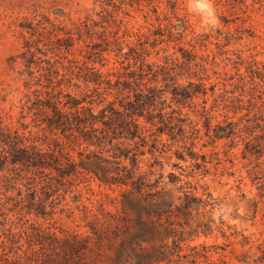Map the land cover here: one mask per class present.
Returning <instances> with one entry per match:
<instances>
[{
    "label": "trees",
    "instance_id": "1",
    "mask_svg": "<svg viewBox=\"0 0 264 264\" xmlns=\"http://www.w3.org/2000/svg\"><path fill=\"white\" fill-rule=\"evenodd\" d=\"M245 1L224 0L231 9ZM164 21L163 28L139 35L126 52L115 49L119 67L106 69L108 47L118 44L107 27L90 31L100 42L87 46L82 60L66 55L75 44L70 30L48 20L22 27L27 36L20 34V53L13 60L19 58L23 67L17 116L0 112V264H211V246L190 245L200 234L213 232L210 219L198 220L211 212V195L203 200L173 173L164 182L163 161L174 169L189 163L192 178L206 175L208 156L217 165L220 159L217 152L207 155L201 149H215L218 141L232 149L239 138L242 159L254 164L249 178L264 180L259 164L264 156V63H255L236 83L222 84L207 108L215 85L206 86L205 68L179 45L184 26L178 29L167 17ZM163 37L177 43L180 58L158 48ZM201 40L196 37L195 44ZM197 98L200 105L194 104ZM184 108L192 109L195 122L182 114ZM200 122L207 142L196 151ZM89 181L116 193L105 194L113 210L103 200L80 203L77 188ZM169 186L176 187L177 196ZM256 189L264 198V186ZM62 218L73 226L62 225ZM242 239L241 247L248 245ZM260 246L256 259L242 255L237 261L264 264Z\"/></svg>",
    "mask_w": 264,
    "mask_h": 264
},
{
    "label": "rangeland",
    "instance_id": "2",
    "mask_svg": "<svg viewBox=\"0 0 264 264\" xmlns=\"http://www.w3.org/2000/svg\"><path fill=\"white\" fill-rule=\"evenodd\" d=\"M188 3L189 0H0V112L10 114L13 118L17 116L15 106L18 91L22 89L18 72L23 67L19 58L16 62L13 60L20 53V34H26L22 27L48 20L63 30H70L75 44L66 55L68 59L76 60L84 58L87 46L100 42L97 35H90V31L99 32L102 30L101 26L107 27L110 40L118 39V44L108 47L111 51L105 54L109 59L106 69L119 67L120 59L115 57V49L123 47V52H126L127 46L137 44L139 35H148L155 28H163L166 25L165 17L178 29L184 26L179 45L191 50L196 56L195 62L205 68L210 78L206 81V86L215 85L214 94L210 97L208 93L206 103L207 108L212 107L213 98L218 99L221 94L222 84H234L238 76H247L248 70L255 63H258V67L264 63V0H246L244 4H236L235 9H231L224 0H212L217 16L215 27L204 26L200 17L189 11ZM59 34V37H63L61 32ZM78 34L82 37L76 41ZM196 37L202 39L199 44H195ZM163 40L165 42L158 45V48L166 49L167 55L180 58L177 43L167 42V37H163ZM151 41L152 38L149 42ZM163 55H158L159 63H162L160 58ZM151 60L155 58L151 57ZM193 70L197 71L195 68ZM180 82L185 85L184 79ZM201 103V98L194 99V104ZM191 111L192 109L184 108L182 114H188L189 120L195 122L196 118ZM220 121L221 118L212 120L211 125ZM197 127L202 139L196 151L203 142H207L203 137L205 130L202 122ZM234 142L235 147L232 149L225 146L227 141L216 142L215 149L211 145L202 148L201 152L207 155L217 152L220 164L217 165L214 157L208 156V174L199 173L196 178H192L190 168H186L189 163L181 162L180 168L174 169L163 161L164 182L168 181V174L173 173L181 179L182 186L189 183L191 187H195L197 195L203 200H207V194L211 195V212L205 217L199 216L198 220L205 222L210 219L213 232L207 236L200 234L190 243L211 246L208 254L211 264H244L238 262L237 258L245 255L249 257L248 260L256 259L261 255L257 246L264 248V198L259 199V191L256 189L260 184L264 186V180L252 181L249 178L247 172L254 164H248V160L242 159L243 145L240 139L236 138ZM71 155L76 157L74 152ZM259 164L264 168V156L260 158ZM143 168L146 166L143 165ZM154 170L158 173L159 167ZM169 188L175 196L178 195L176 187ZM77 189L81 192V204L90 206V202L103 200L106 209L113 210L106 202L105 194L114 196L116 193L99 188L94 181L80 184ZM209 210L210 207H207L205 211ZM78 215L75 212L74 218L76 223L81 224ZM61 223L73 226L65 218H62ZM219 227L222 228L224 237L217 229ZM241 235L248 242L244 247L240 245L243 241ZM250 264L253 263L250 261Z\"/></svg>",
    "mask_w": 264,
    "mask_h": 264
},
{
    "label": "clouds",
    "instance_id": "3",
    "mask_svg": "<svg viewBox=\"0 0 264 264\" xmlns=\"http://www.w3.org/2000/svg\"><path fill=\"white\" fill-rule=\"evenodd\" d=\"M188 8L200 17L204 26H216L217 16L212 0H189Z\"/></svg>",
    "mask_w": 264,
    "mask_h": 264
}]
</instances>
